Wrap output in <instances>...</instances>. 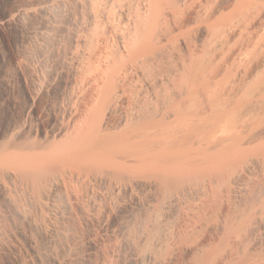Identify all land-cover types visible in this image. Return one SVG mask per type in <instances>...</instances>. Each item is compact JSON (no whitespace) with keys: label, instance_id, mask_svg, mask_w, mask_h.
Masks as SVG:
<instances>
[{"label":"bare ground","instance_id":"6f19581e","mask_svg":"<svg viewBox=\"0 0 264 264\" xmlns=\"http://www.w3.org/2000/svg\"><path fill=\"white\" fill-rule=\"evenodd\" d=\"M214 3H15L0 264H264V0ZM71 71L52 118L39 95Z\"/></svg>","mask_w":264,"mask_h":264},{"label":"rangeland","instance_id":"374dc122","mask_svg":"<svg viewBox=\"0 0 264 264\" xmlns=\"http://www.w3.org/2000/svg\"><path fill=\"white\" fill-rule=\"evenodd\" d=\"M23 0H0V23L5 21L15 7V3H19ZM219 4L220 0H215ZM236 1L238 0H222L220 7L224 10H220L219 13L231 15L234 9ZM214 2V0H213ZM234 2V3H233ZM230 6H228L229 4ZM233 3V4H232ZM224 4V5H223ZM228 4V5H227ZM226 5V6H225ZM224 6V7H222ZM228 7V9H227ZM231 8V9H230ZM219 9V8H218ZM227 10V11H226ZM230 10V11H228ZM228 12V13H227ZM8 14V15H7ZM174 24L172 23V27ZM174 29H177L176 27ZM22 38L19 29L17 27L7 24H0V127H5V124L9 119L15 116L21 109L23 104L25 105L29 99V82L28 75L21 66L20 46ZM176 47V45H174ZM173 46V47H174ZM179 46V43H178ZM181 46V45H180ZM182 47V46H181ZM177 48V47H176ZM164 61L162 71L167 72L169 65L174 63V59ZM171 61V62H170ZM172 63V64H173ZM74 73L66 72L64 75H60L55 81L53 88L40 93L39 106L43 110H47V105L50 104V108L47 110L48 115L52 118L55 116V112L58 109L59 104L62 102L63 93H67L72 90V85H76V79ZM75 82V83H74ZM42 106H41V105ZM54 105V106H53ZM46 106V107H45ZM19 245L22 253L26 257L31 256V250L29 248L26 238H20ZM23 254V255H24Z\"/></svg>","mask_w":264,"mask_h":264}]
</instances>
